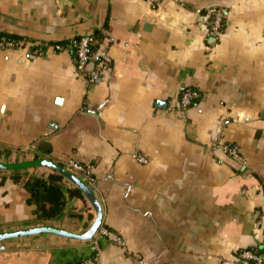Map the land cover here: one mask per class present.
I'll use <instances>...</instances> for the list:
<instances>
[{
	"label": "crops",
	"instance_id": "obj_1",
	"mask_svg": "<svg viewBox=\"0 0 264 264\" xmlns=\"http://www.w3.org/2000/svg\"><path fill=\"white\" fill-rule=\"evenodd\" d=\"M155 3L0 0V32L25 40L0 50V162L89 166L101 226L124 245L39 234L0 242V264H90L95 254L93 264H244L241 252L264 253V0ZM214 9L224 17L215 38ZM88 34L111 59L92 83L75 73L71 51L52 49ZM183 86L199 100L181 114ZM50 170L27 169L18 183L0 170V233L88 230L95 211L85 197L36 219L24 185Z\"/></svg>",
	"mask_w": 264,
	"mask_h": 264
},
{
	"label": "built area",
	"instance_id": "obj_2",
	"mask_svg": "<svg viewBox=\"0 0 264 264\" xmlns=\"http://www.w3.org/2000/svg\"><path fill=\"white\" fill-rule=\"evenodd\" d=\"M155 2L156 5L158 0H155ZM210 14L213 15V19L211 21L208 20L207 22V32L211 37L215 38L219 35L221 31V22L223 15L220 10L215 9L209 12L207 18H209ZM18 47H20V45L0 40L1 51L16 49ZM52 49L54 50V52L73 51L75 73L80 77L84 78L88 83L94 82V80L98 78L103 72L107 71L111 65V59L109 55L105 52V49H101L99 40L95 37L94 34L81 36L77 39L68 41L66 44L56 43L52 46ZM94 57H96L95 67L92 71L88 72L86 71V66L93 60ZM198 100L199 93L196 90L183 86L180 88L177 109L181 114H183L190 107L195 105ZM222 149L225 154L231 157L232 159L239 162L242 161L241 154L236 145L223 144ZM132 157L133 160L139 165H145L148 162L147 159L141 156L140 154H133ZM68 165L70 168L69 171H74L76 177L79 178L83 183H85L87 186L94 185L95 181L94 178L91 176V168L89 166H84L73 161H70ZM95 237L97 238L96 240L101 237L107 238L115 245L121 248L124 247L123 242L119 236L102 226H100V228L98 229L97 233L95 234ZM96 256L97 255L95 254L90 264H93L96 261ZM239 260H241L244 264H250V262L252 264H264V253L258 255L251 251H244L239 254Z\"/></svg>",
	"mask_w": 264,
	"mask_h": 264
},
{
	"label": "trees",
	"instance_id": "obj_3",
	"mask_svg": "<svg viewBox=\"0 0 264 264\" xmlns=\"http://www.w3.org/2000/svg\"><path fill=\"white\" fill-rule=\"evenodd\" d=\"M213 19V15L210 14L209 21ZM224 22V17L222 22ZM96 38H100L99 35L94 34ZM0 40L6 42H12L17 45H22L25 40L17 36L1 33ZM66 44V43H64ZM73 53V51H71ZM1 151V149H0ZM37 151L43 155H48L51 151L50 144L41 143L37 147ZM38 156L34 160H38ZM26 170L13 171L12 181L19 182L20 175L26 173ZM65 178L54 170H50L47 175H32L30 180L24 185L25 192L28 195L27 204L34 207V215L39 221H47L60 217L64 210L67 198H84L82 192L75 188L73 190L65 189L62 182ZM3 181H1L2 183ZM249 251L255 254H262L258 249H250ZM250 264H252L250 262Z\"/></svg>",
	"mask_w": 264,
	"mask_h": 264
},
{
	"label": "water",
	"instance_id": "obj_4",
	"mask_svg": "<svg viewBox=\"0 0 264 264\" xmlns=\"http://www.w3.org/2000/svg\"><path fill=\"white\" fill-rule=\"evenodd\" d=\"M157 106L163 107L161 103H157ZM31 168H48L54 170L60 175H62L66 180L71 182L76 188H78L82 192L83 196L90 203L91 207L95 211V219L91 223L88 230L83 234H73L56 228L42 226V227L28 228L25 230L15 231V232L0 233V242L9 241L21 237L39 235V234H52L59 237L69 238L78 241L91 240L97 233L102 223L101 206L97 201V199L95 198L94 191L91 188H89L85 183H83L79 178H77L74 171L72 170L69 171L63 168L62 166H60L59 164L52 162L51 160L39 159L31 162L16 163V164L0 162V170H4V171L26 170Z\"/></svg>",
	"mask_w": 264,
	"mask_h": 264
}]
</instances>
